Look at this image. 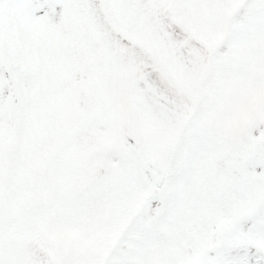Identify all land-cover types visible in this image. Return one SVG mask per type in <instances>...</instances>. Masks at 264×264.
<instances>
[{"label":"snow or ice","instance_id":"obj_1","mask_svg":"<svg viewBox=\"0 0 264 264\" xmlns=\"http://www.w3.org/2000/svg\"><path fill=\"white\" fill-rule=\"evenodd\" d=\"M0 264H264V0H0Z\"/></svg>","mask_w":264,"mask_h":264}]
</instances>
